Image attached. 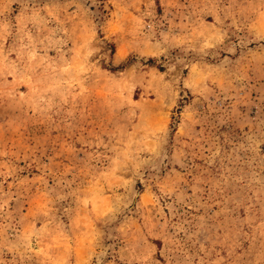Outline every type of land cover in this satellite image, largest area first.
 I'll return each mask as SVG.
<instances>
[{"label":"rangeland","instance_id":"1","mask_svg":"<svg viewBox=\"0 0 264 264\" xmlns=\"http://www.w3.org/2000/svg\"><path fill=\"white\" fill-rule=\"evenodd\" d=\"M0 264H264V0H0Z\"/></svg>","mask_w":264,"mask_h":264}]
</instances>
